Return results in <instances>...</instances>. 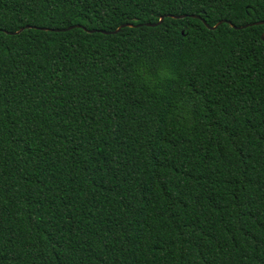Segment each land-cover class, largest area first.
I'll list each match as a JSON object with an SVG mask.
<instances>
[{"label": "trees", "instance_id": "trees-1", "mask_svg": "<svg viewBox=\"0 0 264 264\" xmlns=\"http://www.w3.org/2000/svg\"><path fill=\"white\" fill-rule=\"evenodd\" d=\"M258 22L264 0H0V264H264Z\"/></svg>", "mask_w": 264, "mask_h": 264}, {"label": "water", "instance_id": "water-1", "mask_svg": "<svg viewBox=\"0 0 264 264\" xmlns=\"http://www.w3.org/2000/svg\"><path fill=\"white\" fill-rule=\"evenodd\" d=\"M170 17H172V18H184V17H186V15H183V16H173V15H171ZM192 17H195V18H199V19H200V17H199V16H196V15H193ZM163 20H164V16L161 17L160 20H159V22H157V23H145V24H143V25H145V26H147V27H155V26H157V25H160V24L163 22ZM202 21H203V23L206 25V27H207L208 29H211V30H215V29H217L218 26H220V25L223 24V23L230 24V25H231L233 28H235V29H243V28H246L247 26H249V25H244V26H239V27H237V26H235L234 24H232L231 21H227V20H222V21L218 22L215 26H210V25H208L204 20H202ZM256 24H264V22H258V23H256ZM131 26H133V25H132V24H123V25L120 26L117 30H114V31H111V32H107V31H101V32L104 33V34L117 33V32H119L122 28H124V27H131ZM139 26H141V25H139ZM78 27H81V26H78ZM71 28H73V27H70V28H68V29H71ZM22 30H23V29H20L19 31L14 32V34H19ZM91 32H93V31H91ZM262 40L264 41V33H263V35H262Z\"/></svg>", "mask_w": 264, "mask_h": 264}]
</instances>
